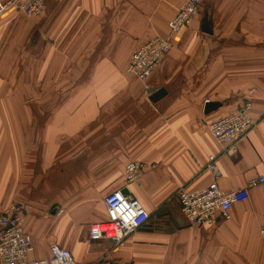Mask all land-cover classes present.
Listing matches in <instances>:
<instances>
[{"label": "crops", "instance_id": "1", "mask_svg": "<svg viewBox=\"0 0 264 264\" xmlns=\"http://www.w3.org/2000/svg\"><path fill=\"white\" fill-rule=\"evenodd\" d=\"M182 2L44 0L38 17L0 15V214H20L30 257H48L56 242L79 264H264V182L250 186L264 173V0H204L170 34ZM155 35L171 45L143 83L125 67ZM212 102L220 106L205 113ZM245 103L256 123L232 155L209 124ZM134 160L146 167L128 184L124 167ZM214 179L248 198L227 220L188 223L177 188ZM116 189L150 216L113 247L87 233L107 219L103 199Z\"/></svg>", "mask_w": 264, "mask_h": 264}, {"label": "built area", "instance_id": "2", "mask_svg": "<svg viewBox=\"0 0 264 264\" xmlns=\"http://www.w3.org/2000/svg\"><path fill=\"white\" fill-rule=\"evenodd\" d=\"M204 0H183L173 17L167 22L169 33L173 34L190 24L199 13ZM12 9L27 17H38L44 9V0H5L0 1V15ZM170 37L155 35L136 48L125 67V72L145 83L151 73L159 66L162 58L170 48ZM249 103L242 104L233 113L221 116L209 124V131L215 141L222 145L224 152L235 154L239 140L255 125L256 120L249 116ZM264 164V161H263ZM146 165L140 161L125 164V182L138 181ZM212 176L218 175L215 155H209L206 164ZM264 182V173L250 181V186ZM176 197L180 211L190 224L213 223L227 220L232 205L248 198L246 188L223 190L215 179L201 189H189L183 185L177 188ZM104 206L107 219L95 222L88 227V239H108L113 247L144 225L150 213L138 199L116 189L105 195ZM60 211V210H59ZM57 211V213L59 212ZM259 236L264 247V225L259 228ZM33 244L25 231L20 214L13 209H6L0 214V264H79L69 249L53 242L49 245V256L43 259L29 256ZM134 264V263H101Z\"/></svg>", "mask_w": 264, "mask_h": 264}, {"label": "water", "instance_id": "3", "mask_svg": "<svg viewBox=\"0 0 264 264\" xmlns=\"http://www.w3.org/2000/svg\"><path fill=\"white\" fill-rule=\"evenodd\" d=\"M202 29L204 31H208L209 30L208 26H207V22H206V17L205 16H204V19H203ZM163 93H164L163 89H159L158 91H156V93H154L153 95H150V99L152 101H156L158 98H160L162 96ZM219 106H220V103H218V102H212V103L205 104L204 112L208 113V112H210L212 110H215ZM122 191L124 193H126L125 190L122 189Z\"/></svg>", "mask_w": 264, "mask_h": 264}]
</instances>
